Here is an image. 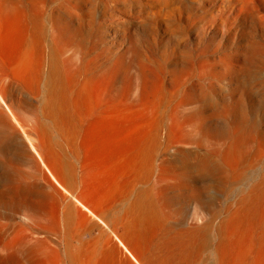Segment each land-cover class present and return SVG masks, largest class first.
Masks as SVG:
<instances>
[{
  "label": "bare ground",
  "instance_id": "obj_1",
  "mask_svg": "<svg viewBox=\"0 0 264 264\" xmlns=\"http://www.w3.org/2000/svg\"><path fill=\"white\" fill-rule=\"evenodd\" d=\"M43 3L4 4L0 26V83L13 78L43 98L29 105L35 124L27 127L18 112L25 104L8 105L0 87V264H191L204 253V264H264V179L236 208L190 228L187 240L153 245L167 200L139 187L156 148L144 111L112 110L103 97L93 103L89 78L80 80L90 71L82 54L46 40ZM185 4L152 7L170 17ZM86 17L93 21L90 8ZM196 168L210 174L214 165Z\"/></svg>",
  "mask_w": 264,
  "mask_h": 264
},
{
  "label": "rangeland",
  "instance_id": "obj_2",
  "mask_svg": "<svg viewBox=\"0 0 264 264\" xmlns=\"http://www.w3.org/2000/svg\"><path fill=\"white\" fill-rule=\"evenodd\" d=\"M28 1L0 0V26L4 4ZM154 3L44 0L42 20L46 40L82 54L78 63L90 71L80 80L89 78L93 103L103 97L112 110L144 111L143 127L156 148L139 187L167 200L157 245L169 237L187 240L190 228L236 208L264 179V0H186L170 17ZM12 80L0 83L5 102L25 104L19 116L31 127L29 105L43 98ZM201 161L214 165L210 174L196 168ZM207 255L191 264L206 263Z\"/></svg>",
  "mask_w": 264,
  "mask_h": 264
}]
</instances>
